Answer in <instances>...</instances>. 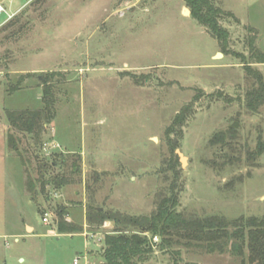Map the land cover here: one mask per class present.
I'll return each instance as SVG.
<instances>
[{"label":"rangeland","instance_id":"374dc122","mask_svg":"<svg viewBox=\"0 0 264 264\" xmlns=\"http://www.w3.org/2000/svg\"><path fill=\"white\" fill-rule=\"evenodd\" d=\"M213 1L226 13L224 45L184 0L0 2V264L102 263L114 225H88L87 206L148 216L175 177L180 211L264 216V155L250 156L264 141V106L246 109L244 70L253 62L251 44L264 53V0ZM252 67L264 73V64ZM48 74L56 118L43 141L60 148L15 133L19 150L32 161L35 182L64 173L59 165L42 177L35 156H80L81 171L61 189L48 185L42 192L36 182L32 197L19 154L8 146L6 111L41 110ZM186 107L191 114L181 135L170 136L179 144L171 152L167 131ZM215 134L225 143L211 145ZM58 211L82 231L58 234ZM177 250L156 249L141 264H244L230 254Z\"/></svg>","mask_w":264,"mask_h":264},{"label":"trees","instance_id":"16d2710c","mask_svg":"<svg viewBox=\"0 0 264 264\" xmlns=\"http://www.w3.org/2000/svg\"><path fill=\"white\" fill-rule=\"evenodd\" d=\"M184 2L190 8L192 17L202 27L209 29L224 45L228 31L221 25L226 15L222 8L218 7L213 0H184ZM13 23L10 22L9 25ZM250 51L253 62H247L244 66L248 83L245 107L249 112L257 113L264 106V73L254 69L252 64H264V53L253 44H251ZM44 77L46 79L44 106L41 110L6 111L7 122L10 125L8 146L19 154L28 176L27 190L32 197L37 194L36 182L41 184L42 192L46 191L48 185H52L54 189H61L72 184L73 175L81 171L80 156H64L63 154L58 156L56 154L51 161H44L40 159V156H35L38 162V173L42 177L59 165L64 169L61 176L51 175L47 180L40 178L35 182L28 170L32 161L23 156L19 150L22 139L18 137V133L28 135L36 145L43 147L46 141H43V134L56 118L51 75ZM190 114V107L184 108L168 129V145L171 152L178 149L179 144L170 136L172 134L181 135V129ZM225 139L223 134H215L210 143L211 145L223 144ZM253 155H264L262 139H259L253 154H250V156ZM173 161L176 163L172 164ZM171 162L170 167L175 170L177 159L173 158ZM180 194L181 188L175 177L169 189L158 195L156 209L148 216L103 210L91 202L86 211L88 225L102 227L107 222L114 225V230L107 233L104 238L103 262L98 264H141L148 261L156 249L166 252L175 248L179 250L173 252L174 255H180L181 249L184 248L188 251L198 250L211 255L230 254L241 259L244 264H264V216H242L229 219L218 214L202 216L183 212L179 210ZM58 217L59 234H77L82 231L75 224L66 222L61 211H58ZM155 238L158 242H155Z\"/></svg>","mask_w":264,"mask_h":264},{"label":"water","instance_id":"95a60500","mask_svg":"<svg viewBox=\"0 0 264 264\" xmlns=\"http://www.w3.org/2000/svg\"><path fill=\"white\" fill-rule=\"evenodd\" d=\"M185 14H189V11L187 9H185ZM204 31L209 35L211 36L212 38L216 39V36L209 30V29H206L204 28ZM78 42V40H77ZM78 47H79V52H83V49H82V44L78 42ZM223 56L222 54H218V57H221ZM38 79L43 82L44 81V78L43 76H39ZM231 128H238V123H234L233 125L230 126ZM177 154L179 155L180 159H181V162L182 164L185 166L186 165V158L179 152L177 151Z\"/></svg>","mask_w":264,"mask_h":264},{"label":"built area","instance_id":"2783aa9c","mask_svg":"<svg viewBox=\"0 0 264 264\" xmlns=\"http://www.w3.org/2000/svg\"><path fill=\"white\" fill-rule=\"evenodd\" d=\"M2 12H4V8H3V6L0 3V13H2ZM48 144H52L53 149L60 148V146L57 143H55V142L45 143L44 144V147L46 148L48 146ZM43 222L46 223V224H48L49 223L48 218L47 217H44L43 218ZM155 239H157V238H155Z\"/></svg>","mask_w":264,"mask_h":264},{"label":"crops","instance_id":"0c3cea01","mask_svg":"<svg viewBox=\"0 0 264 264\" xmlns=\"http://www.w3.org/2000/svg\"><path fill=\"white\" fill-rule=\"evenodd\" d=\"M1 1H3V0H0V2ZM16 14H14V15H11L9 18H8V20L10 19V18H12L13 16H15ZM69 223H71V220L69 219ZM27 229H28V233H29V229H31L32 230V232L31 233H29V234H34L35 233V229L33 228V227H31L30 225H27ZM59 234V233H58ZM60 235H66V234H60ZM103 247V246H102ZM90 255L88 254V257H89ZM98 264V263H97Z\"/></svg>","mask_w":264,"mask_h":264}]
</instances>
